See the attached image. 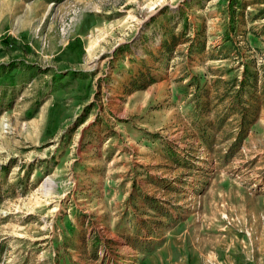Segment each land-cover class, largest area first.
<instances>
[{
    "label": "rangeland",
    "instance_id": "rangeland-1",
    "mask_svg": "<svg viewBox=\"0 0 264 264\" xmlns=\"http://www.w3.org/2000/svg\"><path fill=\"white\" fill-rule=\"evenodd\" d=\"M0 264H264V0H0Z\"/></svg>",
    "mask_w": 264,
    "mask_h": 264
}]
</instances>
